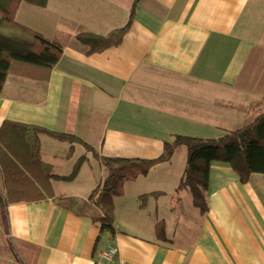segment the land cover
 Returning <instances> with one entry per match:
<instances>
[{
    "label": "crops",
    "instance_id": "crops-1",
    "mask_svg": "<svg viewBox=\"0 0 264 264\" xmlns=\"http://www.w3.org/2000/svg\"><path fill=\"white\" fill-rule=\"evenodd\" d=\"M133 3L22 2L16 21L63 54L48 82L7 79L0 128L35 125L75 135L98 156L151 160L175 135L219 138L264 111V0H138L119 46L90 54L78 42L81 32L123 28ZM38 138L53 175L69 176L86 159L73 181L52 180V198L6 208L0 229L13 247L10 264H95L110 243L127 264H264V174L243 183L213 163L202 214L188 190L177 191L187 158L179 146L169 161L125 182L112 235L101 233L90 198L108 175L100 159L83 144L69 157L70 143ZM2 183L0 167L4 191ZM156 192L141 208L140 197ZM160 222L166 240L157 235Z\"/></svg>",
    "mask_w": 264,
    "mask_h": 264
},
{
    "label": "trees",
    "instance_id": "trees-1",
    "mask_svg": "<svg viewBox=\"0 0 264 264\" xmlns=\"http://www.w3.org/2000/svg\"><path fill=\"white\" fill-rule=\"evenodd\" d=\"M22 2L46 7L48 0H0V95L10 76H20L48 82L52 71L62 58V48L42 34L16 21ZM138 0H134L128 23L106 36L81 32L76 36L79 43L89 47V53H99L119 46L129 31ZM39 135L49 136L59 142L83 144L98 157L108 175L90 195L100 210L94 220L100 224L101 233L114 234V200L124 196L126 181L146 175L157 164L169 161L179 146L187 148V162L177 191L188 190L193 205L202 214L208 211L206 191L209 186L213 163L231 167L243 183L254 173L264 174V111L250 124L219 138H199L175 135L172 142H165L162 154L151 160L98 156L95 150L72 134L60 133L35 125L6 121L0 128V167L3 188L0 187V218L5 220L6 208L16 203H33L53 197L52 180L73 181L79 174L86 156H82L69 176H56L51 167L43 163ZM150 195L140 197L141 208ZM160 239L166 240L165 223L156 226Z\"/></svg>",
    "mask_w": 264,
    "mask_h": 264
},
{
    "label": "built area",
    "instance_id": "built-area-1",
    "mask_svg": "<svg viewBox=\"0 0 264 264\" xmlns=\"http://www.w3.org/2000/svg\"><path fill=\"white\" fill-rule=\"evenodd\" d=\"M95 264H127V262L119 257L118 247L115 244L110 243L99 254Z\"/></svg>",
    "mask_w": 264,
    "mask_h": 264
},
{
    "label": "rangeland",
    "instance_id": "rangeland-1",
    "mask_svg": "<svg viewBox=\"0 0 264 264\" xmlns=\"http://www.w3.org/2000/svg\"><path fill=\"white\" fill-rule=\"evenodd\" d=\"M185 153H187L186 150H184ZM74 153V151H73ZM72 153V154H73ZM186 162H187V158H186ZM2 187V186H0ZM2 189V188H1ZM110 237H107L104 239V241L102 242V245L105 246L106 243L109 241ZM14 255V251H13V247L11 245V241L5 236L4 234V230L3 228L0 229V258H3V261H0V264H6V261L9 262L8 264H10V260L13 259Z\"/></svg>",
    "mask_w": 264,
    "mask_h": 264
}]
</instances>
